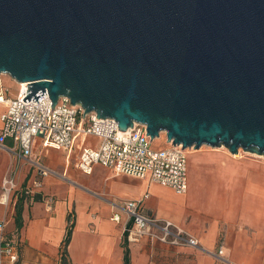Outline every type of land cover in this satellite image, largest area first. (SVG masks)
<instances>
[{"label":"water","instance_id":"95a60500","mask_svg":"<svg viewBox=\"0 0 264 264\" xmlns=\"http://www.w3.org/2000/svg\"><path fill=\"white\" fill-rule=\"evenodd\" d=\"M0 73L24 102L264 157V0H0Z\"/></svg>","mask_w":264,"mask_h":264},{"label":"crops","instance_id":"0c3cea01","mask_svg":"<svg viewBox=\"0 0 264 264\" xmlns=\"http://www.w3.org/2000/svg\"><path fill=\"white\" fill-rule=\"evenodd\" d=\"M98 143V138L88 136L63 150L42 148L37 140L33 157L57 174L43 177L39 190L28 195L19 191L31 184L35 170L13 152L0 149V220L6 225L0 238L18 242L16 264H123L124 232L128 264H264V165L233 157L222 147L201 151V156L187 153L188 188L177 194L145 179L115 175L101 165L84 174L76 164L79 149L96 148ZM200 158L202 174L197 171ZM10 172L16 187L5 194L1 184ZM145 193L149 195L141 204L143 212L158 224L172 221L183 232L181 238L136 235L119 206ZM19 197L24 199L23 226L18 230L14 217ZM114 214L119 220L112 221ZM150 233L160 235L155 227ZM187 235L195 238V247L184 243ZM219 247L229 263L216 256Z\"/></svg>","mask_w":264,"mask_h":264},{"label":"built area","instance_id":"2783aa9c","mask_svg":"<svg viewBox=\"0 0 264 264\" xmlns=\"http://www.w3.org/2000/svg\"><path fill=\"white\" fill-rule=\"evenodd\" d=\"M27 87V85H26ZM20 88L15 98L6 96L0 81V149L13 152L17 158L25 160L35 170V177L31 184L20 189V195H28L39 190L43 185L42 178L56 175V171L44 165L33 157V147L39 140L42 148H56L71 150L77 140L88 136L98 138L96 148L81 146L76 160L78 169L84 174L92 172L96 165L104 166L115 175L130 176L145 179L150 184H158L185 194L188 188L187 150L180 145L167 142L164 131L154 139H162V146L154 144L146 132V125L133 122L125 131L118 130V123L112 117L98 118L95 112L86 113L81 105H73L68 97H59L56 104L46 95L39 96L36 101H22L27 88ZM12 141L11 146L6 141ZM2 188L7 194L15 189L14 173L10 172L3 178ZM145 193L140 198L127 199L119 208L132 221V228L136 235L149 233L152 237L166 240L171 236L181 238L183 232L172 221L158 220L146 215L141 204L148 197ZM119 220L117 214L112 221ZM5 220H0V232L5 228ZM151 227L160 231V235L150 233ZM175 228V232L171 228ZM184 241L195 247L197 241L192 236ZM172 241H177L173 239ZM18 242L13 239L0 238V264H16L18 262ZM223 250L219 247L216 256L222 262L229 263L222 257ZM215 256V257H216Z\"/></svg>","mask_w":264,"mask_h":264},{"label":"rangeland","instance_id":"374dc122","mask_svg":"<svg viewBox=\"0 0 264 264\" xmlns=\"http://www.w3.org/2000/svg\"><path fill=\"white\" fill-rule=\"evenodd\" d=\"M0 81L1 84L4 88V90H7L6 96L10 97V98H15L18 95V90H19V85L18 82L14 79H12L8 74H1L0 73ZM154 144H157L158 146H162L163 144V140L162 139H154L153 141ZM216 147H210L207 145H200V147L198 149H195L194 147H186L187 152L189 153V155L192 154H199L201 156V151H207V152H211L215 149ZM221 148V147H219ZM224 148V147H222ZM224 150H226L227 153H229L231 155V153L224 148ZM239 159H250L253 160L255 162V164H262L264 165V157L261 155H256V154H252L249 152H244V151H239ZM199 169L197 170L198 172L200 171L202 174V161L201 158L199 160V165H198ZM3 182V181H2ZM1 189L2 192L4 193V189L2 188V184H1ZM200 210V209H198Z\"/></svg>","mask_w":264,"mask_h":264},{"label":"trees","instance_id":"16d2710c","mask_svg":"<svg viewBox=\"0 0 264 264\" xmlns=\"http://www.w3.org/2000/svg\"><path fill=\"white\" fill-rule=\"evenodd\" d=\"M23 199H24V197H19L17 202H16V205H15L16 212H15L14 222H15V225H16L18 230L23 226V224H22V201H23ZM71 225H72V223L69 224L70 228H69V230L66 234V237H65L66 239H65V243H64V247H63L64 253H66L65 249H66V246L70 240L69 236H70V231H71ZM126 235H127L126 232H124L122 235L123 236L122 246H123L124 251H125L123 264H128V261H129L128 251L126 250V246H125L126 245V239H127Z\"/></svg>","mask_w":264,"mask_h":264},{"label":"bare ground","instance_id":"6f19581e","mask_svg":"<svg viewBox=\"0 0 264 264\" xmlns=\"http://www.w3.org/2000/svg\"><path fill=\"white\" fill-rule=\"evenodd\" d=\"M18 85L20 88H25L27 85V82H21V83H18ZM238 155H239V153L238 154H232L233 157H237Z\"/></svg>","mask_w":264,"mask_h":264}]
</instances>
